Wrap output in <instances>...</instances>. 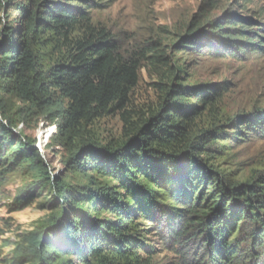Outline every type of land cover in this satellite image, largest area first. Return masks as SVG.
Returning a JSON list of instances; mask_svg holds the SVG:
<instances>
[{
	"label": "trees",
	"instance_id": "1",
	"mask_svg": "<svg viewBox=\"0 0 264 264\" xmlns=\"http://www.w3.org/2000/svg\"><path fill=\"white\" fill-rule=\"evenodd\" d=\"M235 5L214 16L208 0L168 48L124 45L94 23L100 0H0V188L17 172L31 179L12 211L55 193L13 264H157L149 235L180 264H264V168L226 167L233 146L264 140V107L228 111L232 83H192L176 58L264 56V14ZM144 67L158 100L137 108ZM111 117L118 137L99 130ZM33 118L59 121L64 174L16 132Z\"/></svg>",
	"mask_w": 264,
	"mask_h": 264
},
{
	"label": "rangeland",
	"instance_id": "2",
	"mask_svg": "<svg viewBox=\"0 0 264 264\" xmlns=\"http://www.w3.org/2000/svg\"><path fill=\"white\" fill-rule=\"evenodd\" d=\"M208 0H100L101 7L92 11L95 24L106 27L119 36L128 47H136L148 41L168 47L175 35L188 26ZM214 16H221L236 3L247 4L252 10L264 14V0H216ZM172 55V53H171ZM173 56V55H172ZM192 83L215 84L224 81L233 87L227 95V110L250 111L256 104L264 107V56H250L242 61L178 54ZM158 80L156 70L144 67L140 81L132 95L137 108H147L158 100L154 85ZM0 121L4 122L0 115ZM59 121L49 122L33 118L21 124L16 132L37 141V147L45 156L54 176L65 173V153L54 142ZM102 135L118 137L122 124L117 117L100 123ZM226 167L238 176L250 174L253 169L264 168V140L255 139L250 143L232 147ZM31 179L17 172L0 188V264H13L14 251L23 238L32 232L51 212L55 193L45 190L33 193L29 204L21 210L12 211L13 202L25 194ZM87 179L71 177V183L84 184ZM150 244L157 250V264H180L177 257L165 251L160 240L149 235Z\"/></svg>",
	"mask_w": 264,
	"mask_h": 264
}]
</instances>
